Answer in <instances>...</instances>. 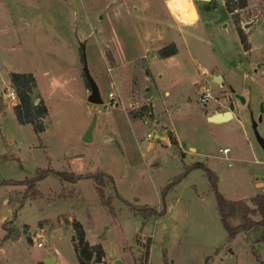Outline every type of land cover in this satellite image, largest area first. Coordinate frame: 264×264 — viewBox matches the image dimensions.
<instances>
[{
    "label": "rangeland",
    "instance_id": "1",
    "mask_svg": "<svg viewBox=\"0 0 264 264\" xmlns=\"http://www.w3.org/2000/svg\"><path fill=\"white\" fill-rule=\"evenodd\" d=\"M0 1L27 8L16 11L25 28L21 41L0 39V181L22 182L38 168L105 172L114 179L104 189L112 209L101 203L90 177L70 183L50 174L38 182L35 198H25V185L0 184L1 264H41L46 258L79 264L73 219L83 224L89 242L103 245L106 262L98 264H140L148 245L147 264H259L257 255L264 261L263 231L230 238L205 169L187 171L203 163L229 200L250 203L264 193V0H246L234 13L227 0H194L200 17L186 24L166 0ZM215 2L216 8L205 9ZM170 42L177 52L161 57L158 50ZM85 61L103 102L113 83L122 105L105 109L88 102ZM11 72L36 77L32 95L49 109L39 134L15 115L6 95L15 88ZM207 87L211 97L202 101ZM231 104L234 118L208 120ZM143 107L150 108L145 116L129 115ZM93 120L92 139L84 141ZM223 147L230 148L229 161ZM132 203L163 214L145 218ZM6 232L13 236L4 239Z\"/></svg>",
    "mask_w": 264,
    "mask_h": 264
},
{
    "label": "trees",
    "instance_id": "2",
    "mask_svg": "<svg viewBox=\"0 0 264 264\" xmlns=\"http://www.w3.org/2000/svg\"><path fill=\"white\" fill-rule=\"evenodd\" d=\"M246 0H227L225 1V6L230 13H234L237 9H242L246 7ZM215 5L209 6L206 5L205 9L210 10L216 8ZM235 22L237 25V30L240 35L241 43L245 50L250 49V43L248 41V36L244 33L242 27L240 26L239 19L237 15L235 16ZM161 57H167L173 55L177 52V47L173 42H170L163 48L158 50ZM86 79V77H85ZM10 80L13 84V87L16 88L19 95V102L13 107L15 115L20 123H32L36 129V132L39 134L46 129V125L43 122L44 119L48 116V108L40 98L39 95L35 97L32 95L37 86L36 77L31 72H11ZM86 85L88 86L87 79L85 80ZM38 100V101H37ZM149 107H143L140 110H129V115L133 118L145 116L146 111ZM150 117L154 116V113L149 112ZM170 139L173 144H177V140L170 134ZM205 169L209 180L216 191L217 194V207L220 214V218L223 226L226 228L229 237H235L239 232L246 231L248 233L258 232L259 230L263 231L260 240H264V193L258 194L250 199V203L246 199L241 198L238 200H229L226 199L222 194L217 191L216 187V177L213 174L212 170L206 167L203 163H195L187 167V171L195 168ZM55 175L57 178L68 181L70 183H76L82 178H92L94 179L95 186L99 193L101 203L106 207L112 209V196L106 195L104 189L108 185L114 184V179L111 175L105 172H98L96 174H77L75 172L69 171H59L51 168H38L34 176L27 178L22 182H16L15 180L2 179L0 184H22L27 187V192L25 198L28 196L38 197L39 191L37 189V184L39 181L47 177L48 175ZM31 192V193H30ZM165 193L162 192V197ZM24 198V199H25ZM132 208L140 212L145 218L154 215L155 217H160L163 212L158 211L156 206L151 205H139L132 203ZM259 216V219L252 220L251 216ZM239 220L238 225H234L233 221ZM73 227L74 234L72 236L73 246L78 257L79 264H98L106 262V253L104 247L101 243L91 244L86 238V231L83 224L73 219L70 221ZM5 226V224H4ZM13 235L9 232H6L4 239L11 238ZM19 235L17 234L14 239ZM140 237H137V243L140 242ZM3 239V240H4ZM146 258L144 260L139 259L140 264H147V259L150 256V247L146 246ZM253 252H257V249L252 245ZM257 260L259 264H264V261L260 258V255H257ZM1 264V262H0ZM41 264H44L41 262Z\"/></svg>",
    "mask_w": 264,
    "mask_h": 264
},
{
    "label": "water",
    "instance_id": "3",
    "mask_svg": "<svg viewBox=\"0 0 264 264\" xmlns=\"http://www.w3.org/2000/svg\"><path fill=\"white\" fill-rule=\"evenodd\" d=\"M248 25H249V23L246 24L245 26L247 27ZM83 71H84L85 77L88 81V90L90 93L88 96V102L95 103V104H101L103 102V99L101 97L98 84L96 83L94 78L91 76V74L89 72L88 64L86 63V61L84 62ZM221 80H222L221 77H218L217 82H221ZM150 96H151V92H148L147 94H145V98H149ZM237 97H239L242 102H245V99L243 96L237 95ZM233 110H234V106H233V104H231L229 106L228 110L217 111V112H214L213 114L209 115L208 120L212 121V122L228 121V120L233 118ZM93 127H94V120L82 138L84 141H90L92 139ZM261 142L264 144V141L261 140ZM44 263L45 264H55V260L51 259V258H46ZM120 263H121L120 259L116 260V262H115V264H120Z\"/></svg>",
    "mask_w": 264,
    "mask_h": 264
},
{
    "label": "crops",
    "instance_id": "4",
    "mask_svg": "<svg viewBox=\"0 0 264 264\" xmlns=\"http://www.w3.org/2000/svg\"><path fill=\"white\" fill-rule=\"evenodd\" d=\"M184 1L188 2L187 0H184ZM191 1L194 4L195 9L197 11V14H198L197 20H198V18L200 17V13H199V11H198V9L196 7V4L194 3V0H191ZM166 2L168 4V0H166ZM13 6L9 5L6 2L0 1V39H2V38L5 39L7 37H13L15 39V43H19L21 41V38H20L21 37V33L20 32L23 29H25V28L22 25L21 21H19L17 19L16 11L19 8L22 9V11H26L27 8L24 7L23 5H19V4L18 5H13ZM169 10H170V8H169ZM170 13L173 14L171 11H170ZM2 24L4 25V28H2V26H1ZM111 61H113L115 63V57H114L113 53H111ZM84 88L87 91L88 86L86 85L85 81H84ZM120 98H121V96H120ZM48 114H49V109H48ZM234 117H235V113L233 112V118ZM47 119H49V115H48V117H46V120Z\"/></svg>",
    "mask_w": 264,
    "mask_h": 264
},
{
    "label": "built area",
    "instance_id": "5",
    "mask_svg": "<svg viewBox=\"0 0 264 264\" xmlns=\"http://www.w3.org/2000/svg\"><path fill=\"white\" fill-rule=\"evenodd\" d=\"M87 91H89V90L87 89ZM200 93H201V100L202 101H207L211 97V92H210L209 87L204 88ZM6 95L8 98H10V100L14 104L13 107L19 102V95H18L16 88H12V89L8 90ZM109 97H110V99L108 101L101 103L105 109H109L110 107H118L119 105H122V100L120 98V95H119V93H118V91H117V89L113 83H112V88L109 92ZM220 152L223 153L225 155V159L227 161H229V158L227 157V155L230 153V148L229 147H223L220 149ZM227 164H228V166H231V162H228ZM37 245L41 246V243H38ZM120 264H124V263L121 262Z\"/></svg>",
    "mask_w": 264,
    "mask_h": 264
},
{
    "label": "bare ground",
    "instance_id": "6",
    "mask_svg": "<svg viewBox=\"0 0 264 264\" xmlns=\"http://www.w3.org/2000/svg\"><path fill=\"white\" fill-rule=\"evenodd\" d=\"M189 4L183 0H168V6L174 17L181 23H189L197 21V11L194 4L187 0Z\"/></svg>",
    "mask_w": 264,
    "mask_h": 264
}]
</instances>
